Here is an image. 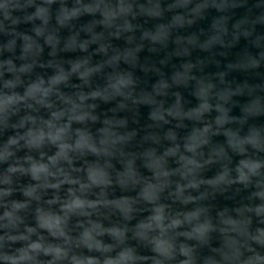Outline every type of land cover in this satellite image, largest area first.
I'll list each match as a JSON object with an SVG mask.
<instances>
[{"label":"clouds","instance_id":"1","mask_svg":"<svg viewBox=\"0 0 264 264\" xmlns=\"http://www.w3.org/2000/svg\"><path fill=\"white\" fill-rule=\"evenodd\" d=\"M0 264H264V0H0Z\"/></svg>","mask_w":264,"mask_h":264}]
</instances>
